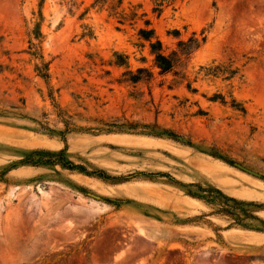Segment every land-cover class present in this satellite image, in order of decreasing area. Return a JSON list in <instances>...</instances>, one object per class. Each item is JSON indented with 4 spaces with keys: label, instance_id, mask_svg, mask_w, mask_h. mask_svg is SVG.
<instances>
[{
    "label": "rangeland",
    "instance_id": "obj_1",
    "mask_svg": "<svg viewBox=\"0 0 264 264\" xmlns=\"http://www.w3.org/2000/svg\"><path fill=\"white\" fill-rule=\"evenodd\" d=\"M92 2L0 0V264H264V0H123L134 24Z\"/></svg>",
    "mask_w": 264,
    "mask_h": 264
},
{
    "label": "trees",
    "instance_id": "obj_2",
    "mask_svg": "<svg viewBox=\"0 0 264 264\" xmlns=\"http://www.w3.org/2000/svg\"><path fill=\"white\" fill-rule=\"evenodd\" d=\"M175 1L176 0H153L154 5L152 7V10L156 12L157 15H159L163 10L164 5L167 6L169 4H172ZM41 4H42V0L40 3V6ZM122 4H123V0H93V2L91 3V6L97 7L99 10L106 9L108 11V14L110 16H113L116 19V21L120 24H124V23L134 24L138 18H141L142 16L146 14L145 12L138 14L137 7H139L140 4L132 5L129 11H126L125 8L122 6ZM143 23H144V26H140L137 29V35L139 39H141L144 43L145 42L147 43L149 53L153 57V64L158 69L157 70L158 74L164 75L170 72H174L175 66L178 60L177 58L178 51L172 50L170 53H166L162 42L156 35L154 28L151 26L150 19L143 18ZM36 26H37V30L36 31L33 30V33L36 36H40L39 23H37ZM173 33L174 35H179L178 30H174ZM143 42L141 46H144ZM188 42H192L194 48H197L199 46L198 40L195 37L189 38ZM185 43L186 42L183 40H178V46H180L181 51H183V48L181 47H183ZM30 45L33 48L36 47L35 43L33 42H30ZM33 54L37 55L36 52H33ZM114 56H115L114 60L111 63L115 66H125L126 68V70H124V72L122 73V75L125 77L123 81H128L131 83H137L140 81L149 82L153 78V75H154L153 72L147 67H143V66L137 67L135 71H132L131 69H129L127 56L125 54L115 51ZM39 57L41 58V56ZM205 69L208 74H211L213 76H218L224 73L220 69L219 65H215L213 67H208ZM36 71L41 77L44 78L46 83H48V79H49L48 63L41 61L40 65L36 66ZM235 72H236L235 70H229L227 74H224V78L233 77ZM217 98H219L222 103H225L223 96L214 95L210 99L216 100ZM231 105L237 108V105H240V104H237L235 100L232 99ZM239 107L242 112H245V108L243 106H239ZM128 127L129 129L135 130L138 127V124H130ZM140 127L148 128V126L146 125H143ZM146 133L157 135V136L166 134L175 139H180L179 136L173 135L172 132L168 130H163V132H156V130L149 129ZM58 161H60L64 166H67L70 169H80L83 171L81 167L76 166L71 161H68V160L65 161L63 159L58 160ZM259 177H261L260 174H259ZM222 195L225 200L238 202L235 198L227 197L224 194Z\"/></svg>",
    "mask_w": 264,
    "mask_h": 264
},
{
    "label": "water",
    "instance_id": "obj_3",
    "mask_svg": "<svg viewBox=\"0 0 264 264\" xmlns=\"http://www.w3.org/2000/svg\"><path fill=\"white\" fill-rule=\"evenodd\" d=\"M235 166H237L238 168H240L242 170H245L246 172H249V173H251L253 175L259 176V174L257 172H255V171H253V170H251V169H249V168H247V167H245V166H243L241 164L235 163ZM94 197L100 198L99 196H96V195H94Z\"/></svg>",
    "mask_w": 264,
    "mask_h": 264
}]
</instances>
